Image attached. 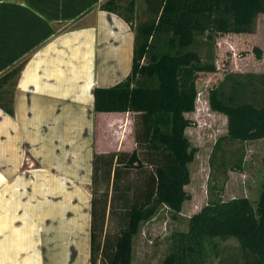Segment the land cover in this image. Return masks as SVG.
<instances>
[{
  "label": "trees",
  "instance_id": "1",
  "mask_svg": "<svg viewBox=\"0 0 264 264\" xmlns=\"http://www.w3.org/2000/svg\"><path fill=\"white\" fill-rule=\"evenodd\" d=\"M152 17L135 26L118 12L116 0L101 9L119 13L134 32L133 64L125 79L95 87L97 112H134L131 152L94 153L91 264H133L134 238L143 223L167 207L180 214L191 198L189 165L197 148L187 136L196 110L197 79L216 72L213 46L219 34L253 33L264 0H147ZM131 8L134 3L130 2ZM258 59L262 49L255 48ZM21 66L4 77L18 75ZM208 103L227 118L210 156L208 201L189 217L188 229L171 236L162 264H264V188L255 209L248 197L224 199L230 170H241L243 153L227 156L228 141L264 138V72H232L209 90ZM14 115L13 107L5 108ZM142 173L136 192L116 207V190L131 170ZM103 188L98 214L97 187ZM128 183L125 189L133 187ZM143 186V189H142ZM114 216L116 219H114ZM236 238L233 249L227 243Z\"/></svg>",
  "mask_w": 264,
  "mask_h": 264
},
{
  "label": "crops",
  "instance_id": "2",
  "mask_svg": "<svg viewBox=\"0 0 264 264\" xmlns=\"http://www.w3.org/2000/svg\"><path fill=\"white\" fill-rule=\"evenodd\" d=\"M106 1L0 0V264H91L94 153L135 148L108 138L129 139L134 112L94 110V88L133 64V29ZM133 196L116 190V207Z\"/></svg>",
  "mask_w": 264,
  "mask_h": 264
},
{
  "label": "rangeland",
  "instance_id": "3",
  "mask_svg": "<svg viewBox=\"0 0 264 264\" xmlns=\"http://www.w3.org/2000/svg\"><path fill=\"white\" fill-rule=\"evenodd\" d=\"M131 1L134 3V8H131ZM116 2L119 6L118 12L130 17L135 26L152 17L147 0H116ZM230 35L231 38H229ZM230 35L219 34L217 36L216 45L213 46L217 70L216 72L199 73L196 110L186 114L192 120L186 133L192 146L197 148L195 158L189 165L191 181L185 187L191 194V198L184 203L180 214L173 213L167 207H162L152 219L141 225L139 233L134 238L133 264H162L164 257L170 251L172 234L177 230L186 229L188 217L200 211L208 201V182L212 169L210 156L217 139L227 133L226 116L210 109L209 90L232 72L246 73L264 70V13L259 15L256 30L252 34L233 33ZM228 39L235 44L229 43ZM256 47H263L261 59L257 57ZM137 119L136 113L133 114L129 139L119 136L117 131L120 129L114 128L109 131L108 138L113 139L116 146L131 148L134 145L136 148L135 131L137 127L135 125L137 124L135 121ZM224 146L230 158H238L243 153V164L241 170L229 171L222 197L226 200L248 197L256 209L264 188V138L246 142L227 141ZM142 178V173L133 169L129 179L125 180L127 181L125 184L131 182L133 185L136 179L142 180ZM118 182L121 184V179ZM96 189L97 194L101 195L103 188L98 184ZM122 190L128 191L129 195L136 192L134 185L129 190L119 185L117 194ZM129 199L132 201V197ZM114 219H116L115 216ZM236 242L239 244L238 240L233 237L227 245L233 249V244Z\"/></svg>",
  "mask_w": 264,
  "mask_h": 264
}]
</instances>
